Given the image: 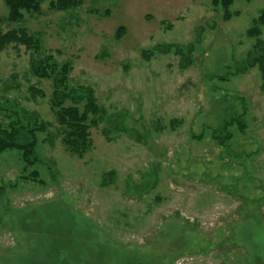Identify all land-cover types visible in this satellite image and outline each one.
Listing matches in <instances>:
<instances>
[{"label":"rangeland","instance_id":"rangeland-1","mask_svg":"<svg viewBox=\"0 0 264 264\" xmlns=\"http://www.w3.org/2000/svg\"><path fill=\"white\" fill-rule=\"evenodd\" d=\"M50 1L22 25L73 62L71 82L92 86L107 115L91 130L93 148L69 154L50 109L52 83L29 74L30 51L0 54V95L54 125L53 144H40L42 163L30 169L42 183L22 178L17 151L0 153V264H264L261 72L219 79L247 59V30L264 0H236L228 18L207 0H84L70 12ZM109 6V17L90 10ZM7 13L0 0V17ZM159 43L191 45V65L174 53L144 59ZM32 84L46 97L33 98ZM239 115L247 128L219 145L213 130Z\"/></svg>","mask_w":264,"mask_h":264},{"label":"trees","instance_id":"trees-1","mask_svg":"<svg viewBox=\"0 0 264 264\" xmlns=\"http://www.w3.org/2000/svg\"><path fill=\"white\" fill-rule=\"evenodd\" d=\"M8 13L5 17H0V24H7L8 30L0 29V54L8 46H24L30 51L31 59L29 74L39 81L47 80L52 83V93L50 98V109L54 116L57 134L61 138L66 151L79 158L84 157L93 148L92 128L98 127L105 121L107 110L102 106L96 96L95 89L89 85L77 84L71 82V73L74 70V64L71 60L60 61L56 56L43 46V41L39 35L31 33L22 24L25 22L26 15L41 16L44 13L43 4L48 0H3ZM215 9L222 7L225 12V18L230 15V7L236 0H207ZM245 1V0H244ZM248 1V0H247ZM84 4V0H51L50 8L55 11L70 12ZM92 13L109 17L112 14V6L104 10L93 8ZM264 28V9L260 11L259 16L254 20L253 26L247 30L250 39L254 40L252 50L242 62H237L227 72L226 75L219 77L221 81H228L232 76L245 74L251 68L258 67L261 72L262 89L264 90V41L262 33ZM126 32V28L120 26L115 39L119 40ZM47 51V52H46ZM155 53H174L181 55L182 67L187 68L193 60L194 49L191 45L182 46L178 43H159L152 49L142 50L144 59H151ZM16 77L13 76L15 82ZM5 85H10L5 82ZM12 85L5 89L10 90ZM33 98L46 97L43 89L37 85H30L28 88ZM0 114L3 119L0 120V153L9 150L17 151L23 162V176L25 180L42 183L37 169H32L42 163L39 155V146L43 143L53 144L51 128L52 122L42 118L36 110H30L23 107L16 99L7 95H0ZM245 116L239 115L230 119L223 120L220 125L213 130V138L219 145L227 147L229 141L233 139V129L244 132L247 128ZM180 120L173 119L171 125L174 128ZM107 135L110 130L104 131ZM44 135L45 137H41ZM200 137V136H196ZM115 172L111 171L105 174L102 184L112 183ZM7 186H0V195L4 194ZM144 189V187H143ZM142 190L141 188L139 191Z\"/></svg>","mask_w":264,"mask_h":264}]
</instances>
